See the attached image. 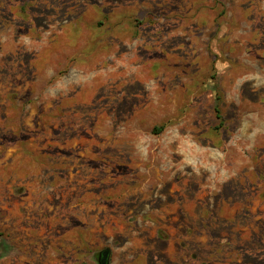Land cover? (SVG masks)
I'll list each match as a JSON object with an SVG mask.
<instances>
[{
  "label": "rangeland",
  "instance_id": "obj_1",
  "mask_svg": "<svg viewBox=\"0 0 264 264\" xmlns=\"http://www.w3.org/2000/svg\"><path fill=\"white\" fill-rule=\"evenodd\" d=\"M3 244L264 264V0H0Z\"/></svg>",
  "mask_w": 264,
  "mask_h": 264
},
{
  "label": "water",
  "instance_id": "obj_2",
  "mask_svg": "<svg viewBox=\"0 0 264 264\" xmlns=\"http://www.w3.org/2000/svg\"><path fill=\"white\" fill-rule=\"evenodd\" d=\"M7 249V246L5 244L0 245V255L3 254ZM2 251V252H1ZM110 253L111 251L109 249H106L99 253L98 255V264H110Z\"/></svg>",
  "mask_w": 264,
  "mask_h": 264
},
{
  "label": "trees",
  "instance_id": "obj_3",
  "mask_svg": "<svg viewBox=\"0 0 264 264\" xmlns=\"http://www.w3.org/2000/svg\"><path fill=\"white\" fill-rule=\"evenodd\" d=\"M145 21H139L138 22V26H142L144 25ZM101 24V23H100ZM216 104H215V114H216V117L217 119L220 121V125H223V116H222V101H221V98L218 97L216 98Z\"/></svg>",
  "mask_w": 264,
  "mask_h": 264
}]
</instances>
